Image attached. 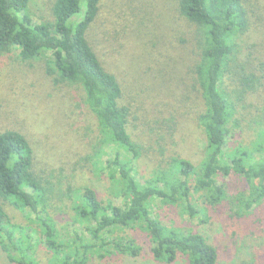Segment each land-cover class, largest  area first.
<instances>
[{
  "label": "rangeland",
  "instance_id": "374dc122",
  "mask_svg": "<svg viewBox=\"0 0 264 264\" xmlns=\"http://www.w3.org/2000/svg\"><path fill=\"white\" fill-rule=\"evenodd\" d=\"M53 1L29 0L27 13L34 22L52 20ZM244 3L249 24L237 37L233 76L224 78V89L234 103L227 123L225 159L238 149L257 158L264 141V0ZM176 6V0H101L88 31L98 58L123 89L119 104L128 109L127 129L141 146L140 156L131 161L140 183L170 170L168 162L175 156L190 160L198 169L205 154L206 138L197 118L206 101L200 90L189 91L187 78L199 52L193 45L197 27ZM44 64L43 58L20 60L16 49L0 55V131L18 130L29 140L34 168L47 179L43 185L52 190L47 213L18 209L1 197L0 204L7 228L21 226L31 236L29 255L40 264H56L62 254L48 246L37 216L52 218L55 241L67 243L64 251L73 254L76 237L98 242L88 231L94 222L81 218L75 210L83 188H92L104 202L123 205L124 199L114 193L117 183L86 159L90 153L86 142L96 135L97 121L81 89L50 83ZM117 149L131 159L129 153L111 144L103 147L101 158L107 159ZM193 183L191 177L189 184ZM217 183L224 184L229 200L242 189L241 178L235 174L218 175ZM191 197L192 202L207 208L205 223L198 216L190 217L183 204H166L158 198L153 201L151 216L168 229L200 232L217 249L216 264H241L264 243V200L238 216L229 202L208 206L202 193L193 189ZM107 235L102 236L135 239L141 247L139 255L119 252L108 244L104 256L95 249L84 254L79 249L76 257L82 263L73 264H162L153 259L151 241L140 227L119 228ZM0 264L18 263L11 262L0 247ZM171 264L189 263L179 253Z\"/></svg>",
  "mask_w": 264,
  "mask_h": 264
},
{
  "label": "trees",
  "instance_id": "16d2710c",
  "mask_svg": "<svg viewBox=\"0 0 264 264\" xmlns=\"http://www.w3.org/2000/svg\"><path fill=\"white\" fill-rule=\"evenodd\" d=\"M100 2L54 0L52 20L34 22L27 13L29 0H0V55L16 49L22 61L43 58L44 75L50 83L63 87L76 85L81 89L83 100L97 121L96 135L86 142L90 143L86 159L117 183L114 193L124 199L123 205L104 202L92 188L84 187L76 199L80 202L75 203V210L81 218L94 222L88 231L98 242L76 237L75 252L66 253L64 248L68 244L54 239L52 218L37 216L44 227L46 242L62 254L56 264L82 263L76 257L79 249L83 254L95 249L104 256L109 252L108 244L119 252L137 256L141 247L135 239L109 240L102 235L138 226L149 237L152 257L159 263L171 264L180 253L189 264H216L218 251L200 232L163 227L151 216V207L157 198L166 204H183L190 217L198 216L205 223L207 208L192 202V189L202 193L208 206L229 202L238 216L249 213L264 200V141L257 158L243 149L229 159L224 154L229 135L227 123L234 105L224 89V78L228 74L233 76L237 37L249 24L244 0H176L178 12L197 27L193 45L199 52L187 78L189 91L200 90L206 101L197 118L206 138L205 154L198 169L186 158L172 157L168 162L170 170L144 183L133 174L131 161L140 156L141 146L127 129L128 109L119 104L123 89L115 75L103 66L88 37ZM75 142L81 147L79 140ZM110 144L129 153L131 159H125L117 149L103 160V147ZM34 160L33 147L23 133L13 129L0 131V197L18 209L46 214L52 190L43 185L47 179L35 170ZM230 174L238 175L242 181V189L231 200L224 184L217 183L218 175ZM191 177L193 185L189 184ZM5 217L0 204V247L8 259L18 264H40L29 255L31 236L21 226L7 228ZM17 232L20 233L15 236ZM256 249L241 264H264V243Z\"/></svg>",
  "mask_w": 264,
  "mask_h": 264
}]
</instances>
